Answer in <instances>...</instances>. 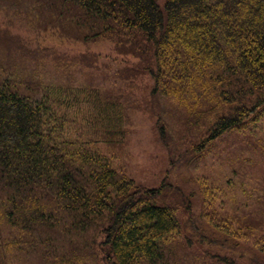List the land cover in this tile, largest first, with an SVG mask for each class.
I'll return each mask as SVG.
<instances>
[{"label":"trees","instance_id":"obj_1","mask_svg":"<svg viewBox=\"0 0 264 264\" xmlns=\"http://www.w3.org/2000/svg\"><path fill=\"white\" fill-rule=\"evenodd\" d=\"M0 10L37 34L108 38L137 59L127 79L151 80L140 97L123 87L104 97L63 55L0 26V264H264V169L248 176L262 166L258 143L249 172L234 166L252 188L224 209L204 185L199 214L191 193L141 185L102 148L125 146L135 110L197 157L226 135L255 140L264 0H0ZM83 56L73 64L97 61Z\"/></svg>","mask_w":264,"mask_h":264},{"label":"rangeland","instance_id":"obj_2","mask_svg":"<svg viewBox=\"0 0 264 264\" xmlns=\"http://www.w3.org/2000/svg\"><path fill=\"white\" fill-rule=\"evenodd\" d=\"M0 26L8 28L12 34L21 35L31 48L39 46L49 53H56L57 57L63 55L58 62L68 63L77 83L99 87L104 97L107 92H113L119 87L126 90L127 97H134V92L140 97L145 92V86L151 84L148 77L127 79L124 76L134 67L137 59L132 55L119 54L115 50L114 42L108 38L94 42H78L59 38L52 33L37 34L27 20L5 10H0ZM91 53L97 57L94 65L83 67L73 64L72 60L77 56L85 55V58ZM57 65L58 63H53L49 69L56 72ZM64 78L62 76L61 79ZM131 116L134 126L125 146L121 149L106 148L102 145V148L112 157L113 164L120 171L127 173L141 185L151 188L160 187L166 182L178 185L192 194L197 214L202 212L204 185L214 186L213 190H216L219 197L218 205L221 203L224 209L230 208L231 201L242 199L246 191L254 185L253 180L248 178L239 181L234 166H241V170L249 172L248 157L252 158L251 155L255 151L251 147L256 143L263 149L260 152L264 157V118L257 123L260 134L255 140L251 139L249 133H245L242 139L236 137V134L226 135L213 142L204 155L197 157L189 148L184 147V144L176 142L177 138L171 134L168 135L167 141L163 142L154 118L149 113L135 110L131 111ZM252 156L259 158L257 154ZM263 162H259L262 164L259 165L260 170L255 168L257 171H250L248 176L259 179L264 169ZM222 199H225V203ZM261 256L264 258V250Z\"/></svg>","mask_w":264,"mask_h":264}]
</instances>
